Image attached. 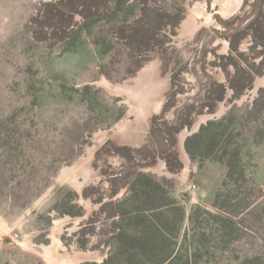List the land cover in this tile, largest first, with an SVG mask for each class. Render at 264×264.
Returning a JSON list of instances; mask_svg holds the SVG:
<instances>
[{"label": "rangeland", "instance_id": "374dc122", "mask_svg": "<svg viewBox=\"0 0 264 264\" xmlns=\"http://www.w3.org/2000/svg\"><path fill=\"white\" fill-rule=\"evenodd\" d=\"M221 1L0 0V264H133V210L264 264V0Z\"/></svg>", "mask_w": 264, "mask_h": 264}, {"label": "trees", "instance_id": "16d2710c", "mask_svg": "<svg viewBox=\"0 0 264 264\" xmlns=\"http://www.w3.org/2000/svg\"><path fill=\"white\" fill-rule=\"evenodd\" d=\"M264 63V60L263 62ZM261 106L259 98L254 102V105L252 107V111L250 112H256L259 111ZM214 122L209 121L207 125H202L200 127L199 133L205 131L209 126L213 125ZM198 134H195L194 137H197ZM190 139L186 140V148L188 151L191 152V147L189 143ZM226 165L228 169L231 168V162L226 161ZM143 194L149 195L150 192L147 190H144L142 192ZM162 209L156 210V212L162 214ZM130 220L136 221V223H139L141 225L140 230L137 231L136 236H134V252L129 253V259L131 263L133 264H173L175 258L174 253L172 250H160L156 252L159 248V246L162 244L164 239L166 238V229L167 226L161 222V220H158L157 217H152V215H145L140 210L138 211H131L130 212ZM120 222L124 220L125 214L123 212H120ZM155 216V215H153ZM184 217V212H181V219ZM129 220V221H130ZM118 241L120 243L123 241V231H121L118 236ZM111 259V257H110ZM104 260L101 264H109V260ZM188 264V262H186Z\"/></svg>", "mask_w": 264, "mask_h": 264}, {"label": "bare ground", "instance_id": "6f19581e", "mask_svg": "<svg viewBox=\"0 0 264 264\" xmlns=\"http://www.w3.org/2000/svg\"><path fill=\"white\" fill-rule=\"evenodd\" d=\"M230 1H231V0H228V1H227V0H223V1H221V2H222L223 4H227V3H229ZM239 3H240V0H234V3H232V5H233L232 9L238 7ZM223 4H222V7L224 6ZM229 4H230V3H229ZM217 5H218V4H217ZM195 6H196V5H195ZM204 6H205V5H204ZM198 7H199V6H198ZM225 8H226V7H225ZM230 8H231V7H230ZM199 9H200V11H202V13H203V11H205V9H204L203 6L199 7ZM206 9H207V8H206ZM227 9L229 10V7H228ZM196 12H197V11H196ZM205 12H206V11H205ZM198 14H199V13H198ZM205 15H206V14H205ZM206 16H207V15H206ZM210 16H212V15H210ZM210 16L208 15V21H209V17H210ZM206 18H207V17H206ZM210 18H211V17H210ZM210 21H211V20H210ZM210 21H209V22H210ZM189 24H190V25H193V26L196 24V23H195V18H194V16H193V17L190 16ZM152 83H153V82H152ZM152 83H151V84H152ZM259 83H260V84H264V76H263L262 78L259 79V81L257 82V85H258ZM160 86H161V82L153 83V84L150 85V87L147 89L148 91L146 90L145 92H144V91H143V92H144V93H148V94H150V93L153 94V93H155V92L160 88ZM135 95H137V96H142V95H144V94H139V93H137V94H135ZM221 108H222V107H221ZM123 125H124V124H120L119 127L124 129ZM195 125H198V122H197ZM183 137H184V136H181V137H180V141H179V142H180V145H182ZM70 170H71V169L65 170L64 173L66 174L67 171H68V173H69ZM64 173H63V174H64ZM68 175L71 176L70 173H69Z\"/></svg>", "mask_w": 264, "mask_h": 264}]
</instances>
